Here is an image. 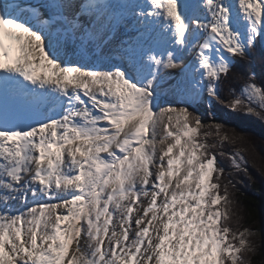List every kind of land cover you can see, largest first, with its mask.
Masks as SVG:
<instances>
[{
  "label": "snow or ice",
  "instance_id": "obj_1",
  "mask_svg": "<svg viewBox=\"0 0 264 264\" xmlns=\"http://www.w3.org/2000/svg\"><path fill=\"white\" fill-rule=\"evenodd\" d=\"M258 43L264 0H0V264H254L218 161L242 149L214 151L238 138L187 105L264 119L235 73Z\"/></svg>",
  "mask_w": 264,
  "mask_h": 264
},
{
  "label": "trees",
  "instance_id": "obj_2",
  "mask_svg": "<svg viewBox=\"0 0 264 264\" xmlns=\"http://www.w3.org/2000/svg\"><path fill=\"white\" fill-rule=\"evenodd\" d=\"M250 72L255 73L257 83H264V46L259 43L251 51L250 58L240 61L235 69V73L243 76ZM230 83L239 94L243 85L239 75ZM220 97L227 102L229 85L221 87ZM187 106L202 118L208 119V124H220L230 137L238 138L235 144L226 142L222 149L214 151L236 154L237 149H242L237 155V161L242 169H247L246 172L236 170L226 156L218 155L219 164L225 170L221 184L231 181L228 185L229 196L233 200V208L240 224L257 233L255 239L260 251L252 259L254 264H258L260 260H264V119L242 111H233L227 107V103L221 104L217 101H196L194 104L188 103ZM240 156L244 159L240 160ZM233 226H236L235 223Z\"/></svg>",
  "mask_w": 264,
  "mask_h": 264
},
{
  "label": "rangeland",
  "instance_id": "obj_3",
  "mask_svg": "<svg viewBox=\"0 0 264 264\" xmlns=\"http://www.w3.org/2000/svg\"><path fill=\"white\" fill-rule=\"evenodd\" d=\"M131 23H132V21H131ZM131 23L129 22L128 23V26L127 27H125V29L127 30V32H128V34H124L122 37H120V38H122L121 40H126V39H128L130 36H132V34L133 35H135L134 34V32H133V27H135L136 25L134 24V22H133V24L131 25ZM121 29H122V26L120 27ZM120 29V30H121ZM123 30V29H122ZM132 32L131 34H129V32ZM126 36H128V37H126ZM126 37V38H125ZM120 40V39H119ZM109 47H112V45H110ZM104 53V55H101V53ZM108 52H109V48H104V47H102L101 49H97V48H95V47H91V48H89V49H87V50H85L84 52H83V58H84V60L85 61H88V60H95L96 62H100L101 60H103V59H106V57H107V54H108ZM79 55H80V53L78 52L77 53V56L76 57H73L72 56V54H71V52L69 53V58L70 59H75V58H78L79 57ZM113 55V59H118L116 56H115V53H113L112 54ZM170 82H174V81H170ZM162 88H164V89H167V83H164L163 85H162ZM160 96H161V104H162V106H163V102L165 101V100H172V96L171 95H169L166 91H161V93H160ZM208 99H207V97H206V95H205V97H203V98H201V99H198V100H191V101H189V104H194L196 101H202V102H208L207 101ZM203 119V121H204V123L205 124H208V119H205V118H202Z\"/></svg>",
  "mask_w": 264,
  "mask_h": 264
},
{
  "label": "bare ground",
  "instance_id": "obj_4",
  "mask_svg": "<svg viewBox=\"0 0 264 264\" xmlns=\"http://www.w3.org/2000/svg\"><path fill=\"white\" fill-rule=\"evenodd\" d=\"M30 2H35V0H30ZM135 2H137V3H144L145 2V0H135ZM181 2H183V3H188V4H193V3H195L196 2V0H181ZM131 21L132 20H129V22L131 23ZM128 22V23H129ZM133 22L134 21H132V23H131V25L133 24ZM121 29V28H120ZM119 29V31H118V39H122V38H120V37H122L124 34H128V32H127V30L125 29V26H122V29L120 30ZM132 32L130 31L129 32V34H131ZM135 34V33H134ZM132 36H133V34H132ZM124 37V36H123ZM126 37H128V36H126ZM125 37V38H126ZM127 40V39H126ZM112 47H114V45H112Z\"/></svg>",
  "mask_w": 264,
  "mask_h": 264
}]
</instances>
